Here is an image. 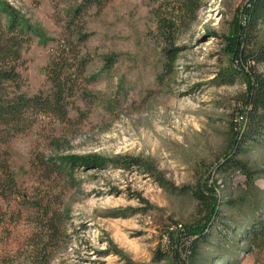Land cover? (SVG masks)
<instances>
[{
    "label": "rangeland",
    "instance_id": "1",
    "mask_svg": "<svg viewBox=\"0 0 264 264\" xmlns=\"http://www.w3.org/2000/svg\"><path fill=\"white\" fill-rule=\"evenodd\" d=\"M3 1L30 29L22 92L46 88L50 55L81 29L89 97L77 100L86 113L77 125L38 115L27 131L0 140V161L17 181L13 193L0 170V264H167L156 252L174 248L193 211L176 189L195 181L199 163L215 162L246 86L222 36L234 32L232 17L248 0H107L102 8ZM230 69L238 76L229 78ZM247 158L264 170V146ZM214 187L224 199L239 196L232 215L240 223L263 203L264 177L254 189L239 173ZM45 209L61 215L55 235L44 227ZM223 249L203 264H264V251Z\"/></svg>",
    "mask_w": 264,
    "mask_h": 264
},
{
    "label": "trees",
    "instance_id": "2",
    "mask_svg": "<svg viewBox=\"0 0 264 264\" xmlns=\"http://www.w3.org/2000/svg\"><path fill=\"white\" fill-rule=\"evenodd\" d=\"M106 1L84 0L86 7L94 5L98 8H102ZM76 11L80 12V8ZM235 15L231 26L234 32L222 38L230 60L245 76L246 86L238 95L240 105L215 162L209 166L203 161L199 163L195 168V181L176 189L191 200L193 211L183 232L174 239V248H159L156 252V260L167 264H203L211 258L219 259L223 256L224 246L242 247L247 252L264 251V198L263 203L259 201L250 206L246 219L240 223L232 215L240 202L239 196L224 199L214 187L219 179L227 180L239 173L246 179L248 189H254L255 181L264 177V170L252 168L247 158L250 147L264 146V75L258 68L264 65V42L260 40L264 28V0H248ZM29 30L5 1L0 0V140L4 143L27 131L38 115L68 125H77L86 117L77 100L80 95L89 97L81 86L88 80L89 60L80 47L88 35L81 29L70 30L69 37L63 39L49 57L45 67L46 88L27 95L22 92V69L25 66L24 50L30 44ZM229 72V78L238 76L234 69ZM72 111L79 114L78 119L71 116ZM0 163V170L6 175L3 184L16 193L17 181L13 171L8 163ZM41 164L45 167L46 161L42 160ZM45 177L49 176L46 174ZM260 193L264 196V189ZM36 207H41V203ZM42 214L50 216L44 224L47 232L57 234L61 215L51 209H45ZM219 217L223 229L217 224ZM182 248L187 253L186 259L182 257ZM226 263L232 264V261L226 259Z\"/></svg>",
    "mask_w": 264,
    "mask_h": 264
}]
</instances>
